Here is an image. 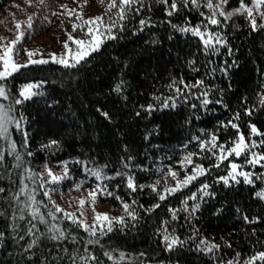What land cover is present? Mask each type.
Wrapping results in <instances>:
<instances>
[{
	"label": "trees",
	"instance_id": "obj_1",
	"mask_svg": "<svg viewBox=\"0 0 264 264\" xmlns=\"http://www.w3.org/2000/svg\"><path fill=\"white\" fill-rule=\"evenodd\" d=\"M18 1L0 0V17ZM65 1L20 2L19 11L31 13L22 21L31 16L33 23L31 30L21 25L24 37L14 53L55 25L50 12ZM89 1L100 4L95 16L106 24L117 19L118 8L106 11L110 0ZM219 2L212 0L214 5ZM242 2L253 9L255 30L246 12L234 13L241 0H227L224 16L216 10V25L208 22L213 10L206 7L207 0H199V7L177 0L172 15V0H142L121 22L122 29H112L116 39L105 37L99 49L75 67L48 60L21 67L0 81L8 92L0 104L28 134L25 144L22 131L9 124L7 138L0 136V264H248L253 255L264 252V197L258 195L264 193V160L248 162L252 153L264 156V5ZM141 20L146 23L141 25ZM197 25L219 34L225 43L206 50L200 37L179 31ZM41 81L36 90L40 94L15 103L23 99V85ZM198 81L203 83L185 88ZM203 92L211 101L206 106L201 103ZM240 134L249 148L239 156L227 155ZM213 135L218 146H225L226 159H217L219 147H200ZM53 140L58 145L45 147ZM189 153L194 154L192 163H182ZM65 161L67 177L51 182L46 166L63 175ZM233 163L250 174V183L243 176L227 183L220 179L229 176ZM195 165L206 173L164 193L165 186L175 188L177 180L191 175ZM96 170L100 178L93 175ZM128 176L134 178L135 191L127 187ZM98 186L113 195L101 194ZM77 189L94 190L99 201L123 210L124 223L113 220L112 231H107V222L96 225L92 235L79 220L66 217L61 197ZM193 195L196 198L190 199ZM123 203L131 205L135 219ZM57 206L63 211H56ZM59 231L64 235L53 239ZM166 234L180 243L169 248ZM202 241L219 247L209 252Z\"/></svg>",
	"mask_w": 264,
	"mask_h": 264
},
{
	"label": "snow or ice",
	"instance_id": "obj_2",
	"mask_svg": "<svg viewBox=\"0 0 264 264\" xmlns=\"http://www.w3.org/2000/svg\"><path fill=\"white\" fill-rule=\"evenodd\" d=\"M39 2L41 4H43L44 0H39ZM85 2H87V0H85ZM100 2L103 3V0H100ZM159 2L163 3V4H167L168 0H159ZM180 2L183 3L185 6L188 3H191V4L199 7V0H180ZM28 3L31 4L32 0H28ZM138 3L142 4V0H119V2H118V0H110V2L107 5L106 11L110 12L113 8H118V11L116 13L117 19L111 20L107 24L104 22V18L102 16H95V17H91L88 19H84L82 12H77L75 9H68L67 5H60V7L65 10L63 13H61V15H66V16L75 15L77 17V19L80 21L79 24L72 23L73 31L80 29V31L84 33V35L87 37V39H79V38L74 37L71 32L67 33V40L64 41V43H63L65 53H61L59 56H57L55 53H52V54H50L51 58L56 63L62 64L65 67H75L76 64H79L80 61L86 59V57H88L92 52L97 51L99 49V47L101 46V44L104 42L105 37L107 39H116V36L114 34H112V29L117 28V27L122 29L123 24L121 22L124 19H126L127 14L133 10V5L138 4ZM226 3H227V0H220V2L218 4L214 5L212 3V0H207L206 7L208 9L213 10L212 15L209 16V18H208V22L210 24L216 25V24L220 23V21L216 18V10H220L219 14L221 16H224L225 13L223 12L222 9H223V5ZM262 5H264V0H255V6L257 8H259ZM177 10H178L177 0H172L168 14L172 15L173 12H175ZM135 11L138 13L140 11V9L136 8ZM239 12H246L247 13V15L251 18V25H252L253 29L255 30L257 28V24H256L255 17L252 15L253 9L244 5L242 0H241V6L234 10V13H239ZM234 13H228L227 16L230 17ZM53 14L56 15V13H53ZM260 16H261V19H264V12H261ZM32 23H33V19L31 16L28 17L27 21L15 22V28L18 30L17 35L15 36V39H12L11 41H8L6 43H0V49H2V51H0V63H2V69H0V81H4L8 77H10L14 72L18 71L21 67L27 66L26 64L22 65V64L15 63V61L13 59V52L15 50L16 45L19 44L24 37V32L19 31L21 28V25L26 24L27 29L31 30ZM145 23L146 22L144 20L140 21L141 25H144ZM86 25L88 27L85 31ZM260 27H264V24L260 25ZM179 31L191 32L193 35L200 37L206 50H215V46L217 44L225 43L221 39L219 34L201 31V28L199 25H197L195 27L180 28ZM4 40H5L4 37H0V41H4ZM69 41H71L75 45H77V48L75 49V51H73L72 49L69 48V43H68ZM26 54L29 58L28 63H31V64L48 63V60H44V59L34 60V59H32L33 56L40 54L39 49H35L32 51L26 50ZM225 71H226V69H225ZM202 83H203V81H198L197 84H195V85H191V86L185 85V88L190 89L192 87H197L198 85H200ZM42 86H43L42 81L39 83H28V84L23 85L21 87L20 92H19V96L22 97L23 99H17V100H15V103L20 104L23 102V100L30 99L31 97L40 94L36 90L40 89ZM115 90L117 92L121 91V86L117 85ZM176 91H177V93H179L180 89L177 88ZM201 95L204 97V99L201 101L202 105L206 106L207 104H209L211 102L207 99V95H208L207 92H203V93H201ZM0 97H3L5 99H7V97H8V92H7V90L3 84H0ZM156 99H159V97H157ZM262 103H264V101H262ZM167 106H168V104L165 103L164 107H167ZM173 106H175V105L173 104ZM193 107H195V105H193ZM148 110L149 111L152 110V105L148 106ZM9 111H10V109H5V106L0 104V136H4L7 138L8 125L9 124H15L16 128H18L22 131V134L24 137V142L26 144L27 135H28L27 132L23 130L22 125H21V121L16 120L14 117H11L8 115ZM105 116H107L106 113H105ZM232 127H238V126L235 124H232ZM250 128H251L252 134L257 133V129L255 128L254 125H250ZM216 141H217V137L213 135L211 137L210 141H202L200 147L202 149H204L208 144H211L212 147L208 149L209 151H212V149L219 147L220 154L217 155L216 152H212V154L217 155L218 160L226 159L227 156L224 154L225 153V146L224 145L218 146ZM262 143H264V141H262ZM54 145H58V141H56V140L50 141L49 145H46L45 147H51ZM255 146H256L255 142L253 141L251 144V147H255ZM245 148H249V145L244 142L243 134H240L238 136L236 142H235V146L227 149V155H232L234 153L236 156H239ZM11 149L13 152H15V150H16V144L14 141L11 143ZM29 155H31V153H29ZM193 155H194L193 153H189L186 157H184V160L182 161V163H185V162L186 163H192V156ZM16 158H17V160L20 159L18 154H17ZM3 159H4L3 155H0V162H2ZM262 160H264V156H261L257 153H252V158L248 162L255 164V163H260V161H262ZM216 166H219V165H216ZM238 167H240V166L233 163L231 165L232 171L229 173V176L221 177L220 179L223 180L225 183H227L229 178H231L232 180H236L237 176H243L245 178V181L250 183L251 182V180L249 178L250 174L245 173V172H237L236 169H238ZM206 171H207V169H204L202 165H195L194 171L191 175H186L183 180H177L176 181L177 186L175 188H168L167 186H165L164 193H172V192L179 190L180 187L187 186L189 183H191L193 180H195L198 175H203L206 173ZM45 172H46L47 176L50 177L51 182H53V183L59 182V181L65 179L67 177V174H68L67 162L66 161L63 162V175H57V174L53 173L51 168H48L47 166L45 168ZM169 174L173 178H175L177 175L175 172H171V171ZM32 175H37V174L33 173ZM39 175L43 176L44 173H41ZM93 175L96 176L97 178H100L101 172L99 170H96L93 172ZM118 175H119V173H118ZM159 183L160 182L157 181V184H159ZM127 187L129 189H131L132 191L136 190L137 186L135 185L134 178L132 176L127 177ZM140 187L143 188L144 186L140 185ZM151 187H152L153 191H156V185H152ZM207 187H208V185H203V189H206ZM77 188H79V185H77ZM25 190L26 189H21V191H25ZM2 191H4V190L2 188H0V192H2ZM98 191L101 194H104L106 192L107 195H109V196L113 195V193L107 191L106 187L99 188V186H98ZM157 194L159 196V199H161V200L165 199L164 194H162V193H157ZM204 194L208 195L207 192H204ZM96 195H97L96 191H92L89 193V197L91 198V202L93 205L95 204ZM258 195L264 197V193H258ZM195 198H196L195 195L190 197V199H195ZM32 199H34V197H32ZM116 199L119 200L120 197L117 196ZM133 203H135V201H133ZM79 204L81 205V207H83V205L85 204V200H83V199L80 200ZM154 207H159V205L158 204L154 205ZM199 207H200V205L197 204V205H195V208L193 210H196ZM123 208L129 216H131L133 219L136 218V214L132 211H129V209L131 208L130 204L123 203ZM35 211H38V209ZM35 211H34V214H35ZM56 211L62 212L63 209H61V208H59V206H57ZM65 216L68 218H72L75 216V213H65ZM173 218H175V213H173ZM245 219H247V218H245ZM101 220L107 222V225H108L107 231H112L113 220L118 221L121 224L124 223V217H111L110 218L107 213H96L95 219H94V222L92 225H88L84 221H78V222L85 228L86 231H88L92 235H95L96 231H97L96 225ZM165 223H167V222H165ZM100 230L103 231V228L101 227ZM63 235H64L63 231H59L58 235L54 236L53 239H59ZM164 239H165V241L170 240V243L168 244L169 248H171L173 245L180 243L178 238L170 237V235H168V234H166L164 236ZM33 243H35V242H33ZM202 243H204L206 245V250L209 252H211L214 248L219 247V245L207 244V242H204V241H202ZM31 246L32 245H29V247H31ZM105 255H109V254L105 253ZM121 257H123V254H121ZM92 259H95V257H92ZM256 260L264 261V252H259L255 255H253L250 258L248 264H255ZM229 264H233V262L230 261Z\"/></svg>",
	"mask_w": 264,
	"mask_h": 264
},
{
	"label": "rangeland",
	"instance_id": "obj_3",
	"mask_svg": "<svg viewBox=\"0 0 264 264\" xmlns=\"http://www.w3.org/2000/svg\"><path fill=\"white\" fill-rule=\"evenodd\" d=\"M21 1L15 2L16 5H13V8L7 9L3 14H1L2 18L0 17V37H4L5 40L0 41V43H6L8 41H11L12 39H15L18 31L15 28V22L25 20L26 16H28V14H31L27 12L26 15H23V12L19 11V8H22L20 4ZM67 1L68 0L62 2L61 5H67L68 9H75L77 12H82L84 19L95 17V15L99 13V9L101 8L100 4H93L89 0H87V2H85V0H70V2ZM56 4H59L58 1L56 2ZM34 8L36 9L35 6H33V9ZM64 11L65 10L63 8L58 6L50 12L51 16H54L56 18L57 22L55 23V25L53 27L49 26L48 30H46L42 35L35 37V39L30 41V43L26 45L25 48L22 49V51H20L19 53L13 52V59L15 63L22 65L31 64L28 63L29 58L26 54V50L32 51L35 49H39L40 54L33 56L32 59L53 60L50 54L55 53L57 56H59L61 53H65L63 43L67 40V33L69 32H71L72 35L76 38L87 39V37L83 32L80 31V29H77L76 31H73L72 29V23H80L77 17L75 15H61V13H63ZM53 13H56V15H54ZM87 27L88 26L86 25L85 31ZM68 43L69 48L75 51L77 45H75L71 41H69ZM0 51H2V49H0ZM0 69H2V63H0ZM236 171L247 173L246 171L239 168L236 169ZM52 172L54 173V170H52ZM92 191L94 190L77 189L63 194L61 200L64 202V205L69 213H75V216L73 218L79 221H84L86 224L92 225L96 213H107L110 218L121 217L123 210L105 202L99 201L97 195L95 204L93 205L91 202V198L89 197V193ZM82 199L85 200V204L83 205V207H81V205L79 204V201ZM103 223H105V221L101 220L97 223V225Z\"/></svg>",
	"mask_w": 264,
	"mask_h": 264
}]
</instances>
